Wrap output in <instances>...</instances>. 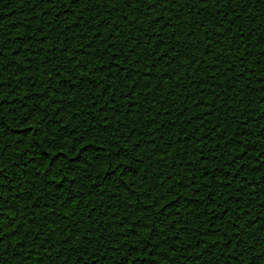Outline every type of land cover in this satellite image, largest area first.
<instances>
[{
    "label": "trees",
    "instance_id": "trees-1",
    "mask_svg": "<svg viewBox=\"0 0 264 264\" xmlns=\"http://www.w3.org/2000/svg\"><path fill=\"white\" fill-rule=\"evenodd\" d=\"M49 7V5H42L40 8H36L34 12L32 10L34 5L30 6L28 0H0V48L4 50L3 57H0V85H2L0 101L5 106L3 130L8 133L7 136L0 137V141L8 148V151L4 153V164L0 165V167L5 168V176L8 182L5 189H0V194L7 201L3 205L4 221L10 222L15 219L16 225H25L23 215L25 211L27 212L26 226L18 228L19 234L8 235L5 243L0 245V264H53V262L54 264H62L64 257L67 256H71V261L68 264H123L124 258L128 257L130 251L136 256L142 255V249L131 246L136 244L140 237L147 235V232L141 231L138 237L129 230L138 231L137 224L139 221L137 218L144 215L138 211L142 207L139 201L142 200L144 204L149 203L148 200L144 199V196L149 193L144 190L158 184L156 174L161 172L163 177L171 175L172 178L165 180L163 188H156V191L151 193L153 198L164 192L169 184L178 185L176 191L183 194L178 215L187 220V226L190 229L193 224H198L200 221L194 220V216H189L188 212L191 211L195 215L199 211L198 204L201 208H206L210 200H203V203L201 200L208 197L210 193L207 189H201L199 197H197L191 187L185 186L188 181L193 180L194 177H200L201 171L204 172V178L199 180L200 185L206 184L213 176L216 178L212 183V188L216 191L213 198L216 199L215 207L218 215L221 214L218 207L221 200L226 197H231L233 201L241 198L240 192L237 191L238 185L241 186L242 192L245 194L243 199L254 209L251 211V216L260 220L259 224L248 228V234L253 239L246 240V244L255 247L256 253L264 251V207L260 206L264 202V158L257 155V153H264V134L258 130L260 127H264V119H261L264 116V91H261V88L264 86L258 83V79L264 77V68L260 66L257 59L261 55L260 49H264V43H260L261 37H264V5L253 3L248 10L249 15L244 20L246 25L245 39L251 35L247 28L254 27L251 24L252 20H255L256 25L260 28L259 31H255L252 40L248 41V43L253 44L252 55L246 58V67L249 71L245 79L235 85V91L230 93L232 100L228 103L229 110L225 112L221 108L218 114L219 119H217V115L206 117L201 132L195 134L191 142L187 140V137L193 135V128L199 121L193 120L192 124L189 125L186 122L187 117L193 116L196 112L204 111L202 107L196 108L193 100H200L201 96H206L205 104L213 101L214 94L209 95L212 87L218 85L222 79H227L220 74L222 71L220 60L225 58L223 54L220 55V60H215V54L202 56L201 52L205 50L201 46V52H197L196 57L198 60H204L208 64V68L198 72L195 69L186 71L185 68L181 67L184 61L179 58L169 67L168 61L164 60L163 57L157 59V54L164 53L167 47V32H165L164 44L155 48L147 60L141 58V68H144L145 65L152 68L148 74V83L152 89H159L155 93L157 97L155 108L150 111H141L133 108L128 101L120 99L122 94L128 93L129 89L134 87L132 81L138 77L132 75L131 79H127L124 73H119L117 80L113 81L102 71H91L99 63L108 65L110 56H103L102 60H97L94 56L100 55L99 53H93L91 56L85 55L86 49L82 45L86 44V41L79 35L83 26L81 28L76 27L73 23L76 17L72 15L71 11L61 15L60 6L52 9V15L45 14L44 9ZM110 8L111 4H109ZM72 11L87 15L81 13L80 8H75ZM120 11L122 14L132 10L121 7ZM204 11H212L213 15H216L215 9L210 8ZM37 14H40L39 19L36 18ZM116 15V12L111 14L112 17ZM150 15H164L167 18L168 13H165L163 9H154ZM193 16L197 18L195 14ZM198 18L204 22L205 27L211 26L213 32L216 31V24L227 26L228 22L231 21V16L228 17V21L222 17H217L213 21L212 16H206L204 13H201ZM129 20H131V16H129ZM46 21L47 24L51 25L52 30L49 31V27L45 26L43 31L39 32L37 26ZM114 22L120 23L119 21ZM142 22L147 26V19ZM239 23L238 20L237 24ZM121 27L124 30V26L121 25ZM29 28L33 32H39V36L32 39L30 50L29 46L24 44L26 38L24 34ZM232 31L236 32L237 28L233 26ZM41 36L47 39L42 43H37ZM87 36L88 39H94L90 33H87ZM147 39L148 37H145V40ZM117 40L122 41L124 37L118 36ZM135 42L133 40V43ZM194 42L195 40H193ZM155 44L156 41L154 40L153 45ZM220 44L221 47H227L231 44V40L221 39ZM97 46L98 42H94L92 45L93 48ZM100 46L102 47V45ZM119 46L118 43L117 48ZM131 46L129 44V47ZM149 51L152 49L143 42H141V47L137 49L138 54L141 52L147 54ZM216 53H220V48H216ZM168 55L171 57L173 54L169 52ZM183 55L191 58L190 53L185 52ZM242 55H244L242 47L240 51L233 49L229 53L228 59L239 65L238 57ZM70 56L75 61L80 62L71 76L69 75L72 68L69 63ZM120 59L124 60V57L121 56ZM84 65H87L90 70L87 76L83 71ZM53 66H55V70H53ZM121 66L126 67L129 74L136 71L131 63ZM173 69L179 72V77L173 74ZM210 69L216 70V80L203 83L201 78L207 79L212 74ZM112 71L114 73L115 69ZM235 71L239 72L240 68L237 67ZM253 72L255 75H252ZM186 76L192 77L201 95L194 94V88L187 80H184L181 87L174 88L178 79H183ZM229 76L233 80L235 79L232 73H229ZM102 77L100 86L96 87V81L101 80ZM81 79L85 81L83 86L79 83ZM87 81H91V83L89 84ZM109 84H111V90L105 87ZM116 88H119V91L115 92L116 104L122 106L118 109L119 115L113 119L112 111L101 109L111 107L108 101ZM185 88L187 95L182 91ZM249 88L252 89L251 94H249ZM89 89H94V93H89ZM169 89H172L179 97L175 100V107L171 116L163 111L167 105L161 102L165 96H167L168 102L173 101L174 98L168 96ZM219 90L217 88V91ZM137 91L141 95L133 96V101L138 100L140 108L147 109L148 104L143 102L142 94L145 91L143 82ZM13 92L14 96L12 95ZM68 92H71V95L66 98ZM25 93L29 95H25ZM90 94H99L98 106L91 105ZM242 97L243 101L236 108L235 116L243 114V120L226 118L233 116L230 109L241 101ZM40 99H43L44 103L37 104ZM147 99L151 102L152 97L149 96ZM226 99V96H221L220 100L215 101V103L222 105ZM49 102L52 106L46 107ZM21 103L27 104L28 109H33V105H36L38 109V114L29 120L28 125H23V130L20 128V125L23 124L19 119L21 113L16 111L21 107ZM61 106H64L63 111H60ZM189 106H191L190 110ZM180 108L185 109L182 117H178ZM58 111L59 117L56 115ZM11 113H15V115L13 116ZM153 115L156 117V123L151 122ZM101 117L108 118L107 130H103L105 125L101 123ZM60 119H63V125L59 123ZM85 119L88 123H83ZM209 120L211 123L208 122ZM221 121H223L221 128L217 129L215 134L209 133L212 124ZM173 122L175 123L173 124ZM29 125L33 126L32 132L28 131ZM157 125H160L159 130H157ZM93 126L95 130H93ZM117 127H119V131L116 132V136L120 139H115L111 135ZM225 127L230 129L223 133L225 138L235 134L243 142L247 151L242 160L238 157L241 150L239 148L240 141L229 140L228 144L233 145L229 147L224 140L218 139L221 130ZM57 128L60 129L59 132H57ZM39 129H43V132L36 135L35 132ZM85 129H88L86 133ZM153 131H155L156 137L155 147H149L148 145L153 143L151 139ZM73 132L76 133L75 136L71 135ZM204 133H208V135L206 147L201 149V159L203 160V164H201L196 159L194 149L199 147L195 140ZM61 135L65 137L63 141L58 139ZM161 135H163V140L160 139ZM53 136L57 139L52 147L57 152L62 153L61 158L56 160V166L67 165L61 174L66 177L62 187L60 183H53V177L55 181H61V175L56 174L55 168L52 169L51 174L45 172V168L49 167V159L54 158L51 157L52 148L48 146V142ZM77 137L83 138L84 143L88 145L82 155H76L75 152L70 151L73 147L76 148L77 152L81 151ZM86 137H91V140ZM126 137H131V139L126 141ZM21 138H23V142H20ZM97 141L99 142L98 145ZM137 141H139V150L134 153V156L140 162L132 164L133 172H129L119 183L115 182V176L108 179L117 165L127 168L128 163L124 162V157L131 153V146ZM60 143L67 146L60 148L58 146ZM213 144L216 145L215 150H213ZM36 145L38 147H35ZM168 145L172 146L168 147ZM110 146L112 152L120 149L124 156H121L119 160L115 157L104 160L97 166V153L105 152ZM18 154L23 156V159H17ZM233 157H237L234 162ZM188 162H191L190 168ZM182 164L183 167H181ZM241 165H244V168L240 172V177L237 178L235 171ZM221 166H223L222 169ZM137 168L139 172L134 175L133 173ZM106 169L108 171H105ZM34 172L38 175H34ZM119 175L120 173H117V176ZM44 176L49 177L47 183L43 182ZM12 180H15V185L11 183ZM221 180H231V187H220ZM21 184L24 185L23 188H20ZM133 185L135 187H131ZM37 186L44 190V198H41L40 193L34 190ZM9 188H13L16 193L20 194L18 199L7 190ZM58 188L59 191H57ZM129 188L131 191L128 190ZM25 192L31 195V199L24 195ZM132 192H135V196L132 195ZM249 193L252 195L249 196ZM168 199L171 200L172 197L169 196ZM188 204H191V208L187 207ZM77 205L81 211L78 216H72L71 213ZM224 207L235 209L236 205L230 201L225 203ZM90 208L91 212L89 211ZM172 210L170 208L169 211ZM53 212H55L54 215ZM32 213H35V217ZM45 214L47 215L45 216ZM88 216H91V220L86 218ZM230 218L231 214L224 216L223 219L228 220ZM247 219L248 217H244V220ZM80 220L82 223L77 226V221ZM172 220L175 222L176 216H173ZM211 222L218 227L223 224V221L217 220L216 216L211 218ZM243 223L244 221L241 220L240 224L243 225ZM65 224H67V228H65ZM97 226H99V230H97ZM203 227L209 228L210 224L206 223ZM53 230L55 231L53 232ZM4 231L10 233V229L7 227ZM77 232L79 236L72 239V236ZM164 232L168 240L161 245L162 254L166 255L169 260H174L176 255H182L187 256L188 259H181L177 264H189V260L192 259H196V264H203V261L197 258V253L204 248L203 244L199 248H192L189 245V251L184 253L177 251L174 254L170 249L179 250L182 244L188 243V238L183 233H179V241L173 243L175 233L167 228L164 229ZM39 233L43 234L39 236V240H34L33 237ZM64 237H69L71 245L79 246L73 249L70 245H66ZM204 239L211 243L212 237H205ZM150 240L151 237H149ZM257 240L260 242L259 246L254 243ZM36 245L39 247H35ZM49 249L51 250V259L48 258ZM221 249H223V241H221L219 248L212 249V255L205 254L203 260L209 261V264H240L235 256V252L240 251L239 248L235 249V252L229 249L221 251ZM85 252L88 255L80 260L79 257ZM229 255L232 256V259H227ZM254 255L255 253L251 251L250 247L247 257L243 258V264H249ZM58 256L59 258H57ZM217 258L219 259L217 260ZM156 261L157 264H165L159 255L156 256ZM131 264H146V262L143 259H131Z\"/></svg>",
    "mask_w": 264,
    "mask_h": 264
},
{
    "label": "snow or ice",
    "instance_id": "snow-or-ice-1",
    "mask_svg": "<svg viewBox=\"0 0 264 264\" xmlns=\"http://www.w3.org/2000/svg\"><path fill=\"white\" fill-rule=\"evenodd\" d=\"M253 3L264 5V0H28V4L30 6L34 5V8L32 9L34 12L36 8H40L42 5H49V8L44 9V13L49 16L52 15V9L56 6H60V8L62 9V12L60 13L61 15H64L71 11L72 15L76 17V20L73 21L76 27L81 28L83 26L82 31L79 35L83 40L86 41V44L82 45V47L86 49L85 55L91 56L93 55V53H99L100 55L94 56V58L97 60H102L103 56H110L108 65L99 63L91 71H102L107 74L113 81L117 80V75L119 73H124L127 79H131L132 75L137 76L138 79L132 81L134 87H131L128 93L122 94L120 96V99L128 101V103L131 104L133 108H137L141 111H150L155 108V104L157 101L155 93L159 90L152 89L151 85L148 83V74L152 71V68L148 65H145L144 68H141V58L147 60L148 57L153 54L155 48H158L161 44H164L165 32H167V47L165 48L164 53L157 54V59L159 60L163 57L164 60L168 61L169 67L171 66V64L176 62V59L179 58L184 61V64H182L181 67L185 68L186 71L195 69V71L198 72L200 70L208 68V64H206L204 60H198L196 57V53L201 52V46H203L205 50L204 52H201L202 56H204L205 54H215V60H220V55L223 54L225 58L223 60H220V66L222 69L220 74L222 77H225L227 79H222L218 85H214L212 87V91L209 93V95L214 94V99L212 102L205 104L204 101L207 99L206 96H201L200 100H193L194 106L196 108L202 107L204 111L196 112L193 116L187 117L186 122L189 125L192 124L193 120L199 121L196 127L193 128V135H189L187 137V140L189 142L193 140L195 134H199L201 132V127L206 117L217 115V119H219L218 114L221 108H223L225 112L229 110L228 103L232 100L230 93L235 91V85L241 80L245 79L249 71L246 67V58L247 56L252 55L251 49L253 47V44L248 43V41L252 40V37L255 35V31H259L260 28V26L256 25L255 20H252L251 24L254 27L247 28V31L251 33V35H249L247 39H245L244 32L246 25L244 23V20L249 15L248 10L252 7ZM109 4H111L110 9ZM121 7L131 9L132 11L123 12L121 14ZM75 8H80L81 13H86L87 15L78 14L77 12L72 11ZM210 8L216 10L215 16L213 15L212 11H204L205 9ZM154 9H163L165 13H168L167 18H165L164 15L151 16L150 13ZM105 10H107V12H105ZM112 12H116L117 15L115 17H112ZM201 13H204V15L206 16H212L213 21H215L217 17H222L225 21H228V17L231 16V21L228 22L227 26L223 24H216V31L213 32L211 26L205 27L204 22L198 18ZM193 14H195V17L197 18H194ZM39 15L40 14H37V19H39ZM129 16H131V20H129ZM144 19H147V26H145L142 22ZM238 20L240 21L239 24H237ZM114 21H119L120 23L117 24ZM121 25L124 26V30H122ZM45 26L49 27V31L52 30L51 25L47 24L46 21L44 24H40L37 26L39 32H42ZM233 26L237 28L236 32L232 31ZM39 32H33L31 28H29L28 31L24 34L26 37L24 39V44L29 46V50L31 48L32 39L38 37ZM87 33H90L94 39H88ZM118 36H123L124 40L118 41ZM145 37H148V39L145 40ZM157 37H159V39H157ZM46 39V37L41 36L37 40V43H42ZM221 39L225 41L231 40V44H229L227 47H221ZM133 40H135L136 42L133 43ZM154 40L156 41L155 45H153ZM193 40H195L194 43ZM94 42H98V46L95 48L92 47ZM141 42L150 47L152 51L147 52V54H145L144 52L138 54L137 49L141 47ZM118 43L120 45L119 48H117ZM260 43H264V37H261ZM129 44H131L132 46L129 47ZM181 44H183V47H181ZM100 45H102V47ZM213 45H215V47H213ZM241 47L243 48L244 55L238 57L239 65H237L236 63H233L230 61V59H228V55L233 51V49H235V51H240ZM216 48H220V53H216ZM125 49L127 50L126 52ZM169 52L173 54L171 57H169L168 55ZM185 52L190 53L191 58L184 56L183 54ZM260 52L261 55L258 56L257 59L260 62V66L264 68V49H260ZM3 55L4 50L0 48V57H3ZM121 56L124 57V60L120 59ZM133 57H135V59H133ZM69 63L72 65L71 71L69 72V75L71 76L76 71V68L79 66L80 62L75 61L70 56ZM127 63H131L132 66L136 69L134 73L129 74L128 69L121 66ZM237 67L240 68L239 72L235 71ZM112 69H115L114 73ZM53 70H55V66H53ZM83 71L85 73V76H87L88 72L90 71L87 68V65H84ZM210 71L212 74L209 75L207 79H204L203 77L201 78L203 83H207L209 80H216V70L210 69ZM229 73H232L234 75V80L231 76H229ZM173 74L178 77L180 75L179 72H177L175 69H173ZM161 75H163V73H161ZM252 75H255V73L253 72ZM102 79L103 77L101 78V80L96 81V87L100 86ZM184 80H187V82L193 86L195 95H201L200 90L196 88V85L191 76H186L183 79H178L177 83L174 85V88L181 87V85L184 83ZM141 82H143L145 85V91L142 95L144 98L143 102L148 104L147 109H141L140 102L138 100L133 101V96L141 95V93L137 91V89L140 88ZM79 83L81 86H83L85 84V81L81 79ZM87 83L90 84L91 81H87ZM258 83L264 86V77L259 78ZM226 84L228 86H225ZM105 87L111 90V84L106 85ZM217 88H219L220 90L217 91ZM0 89H2V85H0ZM49 90L51 91V89ZM118 91L119 88H116L113 91L112 97L108 101L111 107H108L107 109H101L112 111L113 119H115L116 116L119 115L118 109L122 106L116 104L115 92ZM182 91L185 95H187L186 88L182 89ZM261 91H264V87L261 88ZM251 92L252 89L249 88V94H251ZM89 93H94V89H89ZM12 95L14 96V92L12 93ZM25 95L29 94L25 93ZM70 95L71 92H68L66 94V98ZM237 95H239L238 92ZM149 96L152 97L151 102H149V100L147 99ZM168 96H172L174 98L172 102L167 101V96L163 97L161 99V102L166 103L167 105L163 109V111L171 116L172 112L174 111L175 100L179 99V97L176 96L175 92L172 89L168 90ZM221 96L227 97L225 103L222 105L215 103V101L220 100ZM89 99L91 100L92 106H98V102L100 99L99 94H90ZM21 100H23L22 97ZM242 101L243 97L241 98V101L237 102V104L230 109V111L233 113V116L226 118L238 119L241 121L243 120V114L241 116H235L236 108L240 106ZM82 102L83 101L81 100V103ZM41 103H44L43 99L37 101V104ZM51 106V102L46 105V107ZM4 107L5 106L3 102L0 101V137L7 136L8 134L7 131L3 130ZM190 108L191 106H189V110ZM63 110L64 106H61L60 111ZM16 111L21 113L19 117V119L23 122V124L20 125L21 130H23V125H28L29 120L33 119L38 114L36 105H33V109H28L27 104L25 103H21V107ZM184 113L185 109L180 108L178 111V117H182ZM11 114L13 116L15 115V113ZM129 114L131 115V113ZM56 115L57 117H59V111L56 113ZM41 119H43V117H41ZM138 119L140 118L138 117ZM261 119H264V116H262ZM151 122L156 123L155 115H153ZM208 122L211 123V120H209ZM59 123L63 125V119H60ZM83 123H88L87 119H85ZM101 123L105 125V128L103 130H107L108 118L101 117ZM174 123L175 122H173V124ZM221 124H223V121H221L220 123L212 124V127L209 129V133L215 134L216 130L221 128ZM159 128L160 125H157V130H159ZM93 130H95L94 126ZM229 130L230 129L227 127L223 128L218 139L224 140L225 144H227L229 147L233 146L231 144H228L229 140L240 141L239 148L241 150L239 151L238 157L242 160L247 150L244 148L243 142L240 140L239 136H236L234 134L232 137L225 138L223 133ZM258 130L262 134H264V127H260ZM28 131H33L32 125L28 126ZM59 131L60 129L57 128V132ZM87 131L88 129H85V133ZM117 131H119V127L113 130L111 135L115 139H120V137L116 136ZM42 132L43 129H39L35 132V134L40 135ZM49 135H51V133H49ZM71 135L75 136L76 133L73 132L71 133ZM178 135H180V133H178ZM207 135L208 133H204L195 140V143L199 145V147L197 149H194V154L196 155V159L200 161L201 164H203V160L201 159V149L203 147H206ZM86 138L91 140V137ZM155 138V131H153L151 136L153 143L148 145L149 147H155ZM56 139L57 137L53 136V138L48 142V146L52 148L51 157L54 158L49 159V167L45 168V172L51 174L52 169L55 168L56 174L61 175L67 168V165L64 164L61 167L56 166V160L60 159L62 155L61 152H57L56 149L52 147ZM58 139L60 141H63L65 137L61 135L58 137ZM77 139L79 140V147L81 151L77 152L75 147L71 148L70 151L75 152L76 155H82L83 151L87 149L88 145L84 143L83 138L77 137ZM130 139L131 137L125 138L126 141ZM160 139L163 140V135H161ZM20 142H23V138H21ZM96 143L97 145L99 144L98 141ZM58 146L60 148H64L67 145L60 143ZM171 146L172 145H168V147ZM35 147H38V145H36ZM215 148L216 145L213 144V150H215ZM138 150L139 141L131 146V153L128 156L124 157V162L128 163L127 168H124L121 165H117L111 172V175L108 177V179H112V177L115 176V182L119 183L120 181H122L124 176H127L129 174V172H133L132 164L140 162L139 159L134 156V153ZM7 151L8 148L2 141H0V165L4 164V153H6ZM25 154H27V152H25ZM257 155L261 158H264V153H257ZM121 156H124V153L120 149L112 152L110 146V148L105 152L97 153V166L100 165V162L104 160H110L113 157L119 160ZM17 159H23V156L18 154ZM65 159H67V157H65ZM236 159L237 157H233V162ZM181 167H183V164L181 165ZM188 167H191V162H188ZM222 168L223 166H221V169ZM243 168L244 165H241V167L235 171V175L237 178L240 177V172L243 171ZM105 171L108 170L106 169ZM213 171H215V169H213ZM138 172L139 169L137 168L133 174L135 175ZM117 173H120V175L117 176ZM34 175H38V173L34 172ZM156 177L159 181L158 184L155 187L145 188L144 190L146 193H149L148 195L144 196V199L148 200L149 203L144 204L142 200L139 201L142 207L138 209V211H141L142 213H144V215L137 218L139 221V223L137 224L138 231L132 229L129 230L138 237L140 236L141 231L147 232V235L140 237L136 241V244L131 246L132 248L138 247L139 249H142L143 254L136 256L130 251L128 253V257L124 258L123 264H131V259H143L146 264H157V255L160 256V259L165 261V264H177V262L181 259H188L187 256L176 255L174 260H169L166 255L162 254L163 249L161 245L168 240V237L164 232L165 228L175 233L173 243L179 241V233H183L188 238V243L182 244L179 250H177L176 248L170 249L174 254L177 253V251H179L180 253L189 251V245H191L192 248H199L200 245L203 244L204 248L197 253V258L202 260L203 264H209V261L203 260V256L205 254L212 255V249L219 248L221 245V241H223V249H229L233 252H235V249L237 248L240 249L239 252H235V256L237 260L240 261V264H243V258L247 257L250 247L251 251L255 253V255L250 259L249 264H264V251L256 253L255 247L246 244V240L253 239V237L248 234V228L259 224L260 220H258L256 217L251 216V211L254 209L251 205L246 203L245 199H243L245 194L242 192L241 186L238 185L237 188V191L240 192L241 198L233 201L231 197H226L225 199L221 200L218 206L221 214L218 215L215 207L216 199L213 198L216 195V191L212 188V183L216 178L213 176L212 179L208 180L206 184L200 185L199 180L204 178V172L201 171L200 177H194L193 180L188 181V184L185 186L191 187L197 197H199V192L201 189H207L210 193L208 197H205L201 200V203H203V200H210V203L207 204L206 208H201L198 204L197 207L199 211L195 215L191 211L188 212L189 216H194V220L200 221V223L198 224H193L192 228L190 229L187 226V220H185L184 217L178 215L180 204L183 201V194L176 191L178 185L169 184L168 188L164 192H161L159 195L153 198L151 193H154L156 191V188H163L165 180H170L172 178L171 175H169L168 177H163L162 172L156 174ZM48 179V176H44L43 182L47 183ZM52 179L53 183H60L62 187V184L64 180H66V177H63L61 175V181L59 182L55 181L54 177ZM185 179H187V177H185ZM73 180H75V177H73ZM7 183L8 182L7 177L5 176V168L0 167V189H5ZM11 183L15 185V180H12ZM231 183V180H221L220 187L230 188ZM23 187L24 185L21 184L20 188ZM131 187H135V185ZM7 190L9 192H12L13 195L17 197V199L19 198L20 194L16 193L13 188H9ZM34 190L40 193L41 198H44L43 189L37 186ZM128 190L131 191V188H129ZM57 191H59V188L57 189ZM24 195H27L28 198L31 199V195L29 193L25 192ZM132 195L135 196V192H132ZM141 195L143 196V193ZM248 195L251 196L252 194L249 193ZM169 196L172 197L171 200L168 199ZM73 199H75V197H73ZM161 201H163V203H161ZM230 201L232 203H235V209H233L232 207H224L225 203H229ZM33 202L35 203V201ZM5 203H7V201L5 200L4 196L0 194V245H3L5 243V239L8 235L19 234L18 228L26 226L27 223L26 211L23 215L25 225H16L15 219H12L10 222H5L3 213V205ZM69 203H71V201H69ZM260 206L264 207V202H262ZM187 207L191 208V204H188ZM170 208L173 209L171 212L169 211ZM80 211L81 209L77 205L76 207H74L71 215L78 216ZM89 211L91 212V208L89 209ZM54 214L55 212H53V215ZM230 214V219H223L224 216H229ZM32 215L33 217H35V213H32ZM46 215L47 214H45V216ZM173 216H176L175 222H173L172 220ZM213 216H216L217 220L223 221L221 227H218L215 223L211 222V218ZM244 217H248V219L244 220ZM86 218L91 220V216H88ZM241 220L244 221L243 225L240 224ZM80 223H82V220L77 221V226ZM206 223L210 224L209 228L203 227V225ZM13 225L16 226L13 227ZM177 225H179V227H177ZM5 227L10 229V233H5ZM65 228H67V224H65ZM97 230H99V226H97ZM54 231L55 230H53V232ZM42 234L43 233L37 234L35 237H33V239L39 240V236ZM77 236H79L78 232L72 236V239H76ZM149 237H151L150 241ZM205 237H212L211 243H208L204 239ZM197 241L199 242L197 243ZM64 242L66 243V245H70L73 249L79 246L71 245V240L69 239V237H64ZM254 243L259 246L260 242L257 240L254 241ZM35 247H39V245H36ZM53 247H55V245H53ZM223 249H221V251H223ZM29 250L31 251V248ZM87 255L88 254L85 252L79 257V259L83 260V258ZM48 258L51 259L50 249L48 250ZM57 258H59V256ZM218 259L219 258H217V260ZM227 259H232V256L229 255ZM69 261H71V256L64 257L62 264H68ZM189 264H196V259L189 260Z\"/></svg>",
    "mask_w": 264,
    "mask_h": 264
}]
</instances>
